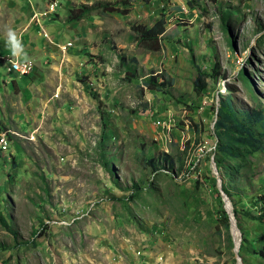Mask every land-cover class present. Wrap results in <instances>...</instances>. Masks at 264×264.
<instances>
[{
    "label": "rangeland",
    "instance_id": "rangeland-1",
    "mask_svg": "<svg viewBox=\"0 0 264 264\" xmlns=\"http://www.w3.org/2000/svg\"><path fill=\"white\" fill-rule=\"evenodd\" d=\"M221 98L264 117V0H0V264H239L224 198L264 194V129L221 151ZM240 221L262 264L264 225Z\"/></svg>",
    "mask_w": 264,
    "mask_h": 264
},
{
    "label": "trees",
    "instance_id": "trees-1",
    "mask_svg": "<svg viewBox=\"0 0 264 264\" xmlns=\"http://www.w3.org/2000/svg\"><path fill=\"white\" fill-rule=\"evenodd\" d=\"M190 8L193 7L194 0H185ZM92 8V7H91ZM91 8L83 7L80 11L72 12L70 15V20H80L83 14L90 11ZM165 19L162 18L156 21L151 27H138L137 33L142 40L155 39L166 36V23ZM121 64L126 66V62L128 61L124 55H120L119 57ZM135 60V59H131ZM129 70V69H128ZM131 71V70H130ZM133 72V71H131ZM204 74L198 68L197 78L195 80V87L198 92H203L206 90V83L203 79ZM145 85L150 89L157 90L159 85H163V83H157L155 76H150L146 81ZM219 108L217 109V121L215 123V132L216 137L222 142V146L220 147L221 151L225 153H232L234 146H242L252 149L253 151H260L263 149L262 140H260L254 133L253 128L254 124L258 123L264 129V117L261 116L260 113L255 112H244V120L239 118V112L235 109L230 98H221L219 103ZM214 112L216 113V109L214 108ZM242 113V112H240ZM8 129L1 128L0 126V134L2 132L7 131ZM260 137L264 136V132L258 134ZM0 152H3L0 150ZM162 163V165H159ZM149 167L154 169L155 171L160 168H166L172 165V162L169 160V156L164 154L157 161L155 159H150L147 161ZM105 166L109 168V163L106 162ZM110 169V168H109ZM111 171V170H109ZM135 188H138L136 185ZM229 199L231 200V195L228 194ZM248 204L252 205L253 211L249 208L247 209H237L236 206L233 208V215L237 220V227L239 228L242 234V243L239 248L240 251L244 249V243L246 238L244 237V229L241 224V215L250 220L256 221L259 224L264 225V194L256 197H252ZM255 210V211H254ZM0 219H2L0 215ZM223 220L225 222V228L230 230V219L228 214L223 212ZM4 221V220H3ZM2 221V222H3ZM253 254L260 258L262 264H264V248L254 251ZM244 264H248V262L243 259Z\"/></svg>",
    "mask_w": 264,
    "mask_h": 264
},
{
    "label": "water",
    "instance_id": "water-1",
    "mask_svg": "<svg viewBox=\"0 0 264 264\" xmlns=\"http://www.w3.org/2000/svg\"><path fill=\"white\" fill-rule=\"evenodd\" d=\"M224 202H225V208L227 209V214L229 216V219H230V224H231V229H232V234L234 236V242H235V247H234V251H235V254L237 256V260L239 262V264H243L242 262V259L240 258V256L238 255L239 253V248H240V241L241 239L239 238V245L236 246V233L239 234V236H241L240 234V231L239 229L237 228V224L235 222V219H234V216H233V213H231V209H230V204H229V200L227 198V196H225L224 198Z\"/></svg>",
    "mask_w": 264,
    "mask_h": 264
},
{
    "label": "built area",
    "instance_id": "built-area-1",
    "mask_svg": "<svg viewBox=\"0 0 264 264\" xmlns=\"http://www.w3.org/2000/svg\"><path fill=\"white\" fill-rule=\"evenodd\" d=\"M32 63L30 62H13L11 63V70L14 71V73H18L20 75L26 76L32 72ZM10 71V72H13Z\"/></svg>",
    "mask_w": 264,
    "mask_h": 264
},
{
    "label": "bare ground",
    "instance_id": "bare-ground-1",
    "mask_svg": "<svg viewBox=\"0 0 264 264\" xmlns=\"http://www.w3.org/2000/svg\"><path fill=\"white\" fill-rule=\"evenodd\" d=\"M238 245H239V234L236 233V246H238Z\"/></svg>",
    "mask_w": 264,
    "mask_h": 264
}]
</instances>
